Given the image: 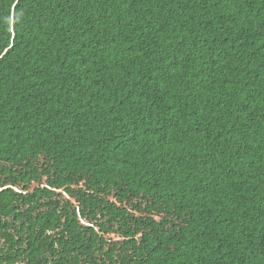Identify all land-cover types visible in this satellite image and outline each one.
<instances>
[{
	"label": "trees",
	"instance_id": "1",
	"mask_svg": "<svg viewBox=\"0 0 264 264\" xmlns=\"http://www.w3.org/2000/svg\"><path fill=\"white\" fill-rule=\"evenodd\" d=\"M0 24V264H45L56 227L95 258L56 191L80 177L93 214L121 187L169 208L122 264H264V0H0Z\"/></svg>",
	"mask_w": 264,
	"mask_h": 264
},
{
	"label": "snow or ice",
	"instance_id": "2",
	"mask_svg": "<svg viewBox=\"0 0 264 264\" xmlns=\"http://www.w3.org/2000/svg\"><path fill=\"white\" fill-rule=\"evenodd\" d=\"M19 3V0H17ZM6 29L0 24V39L5 37ZM15 50L14 43H5L0 48V61L6 58ZM43 164V161H41ZM11 177L0 172V194L6 190L11 191L13 186L8 181ZM80 185L78 187L57 188L56 191L63 197L65 204L71 205V212L69 215L74 217L73 222L78 225L82 233H87L89 236L95 237L98 241L96 245L97 255L93 258L91 255L85 256L81 251L79 255L73 251L69 256L63 251L64 247L69 243L68 236L65 235L63 228L56 227L55 232L45 233L46 241H54L51 245L54 252L50 251L45 261V264H104L106 257L112 256L113 259L108 264H122L118 253L133 242V236L136 237L135 242L142 244L145 238V233L140 229L156 225L163 228L166 224L170 226L175 223L172 216L169 215V208L167 206L157 205L156 201L149 196H136L134 193L130 194L127 201L120 202L119 196L121 192L127 191L126 188H118L115 192H110L108 195L100 194L103 201H107L104 205V210H98L95 214L91 210H85L81 205L77 192H83L88 188L87 180L80 177ZM52 180L45 178L43 187L47 188ZM25 185L20 184L15 188L16 192H20ZM111 205L122 215L113 218L108 214V207ZM43 215V213H41ZM7 224L16 225L10 220H0V228L7 226ZM67 225V220L64 221ZM20 225L19 227H22ZM178 226V224L176 225ZM40 231L43 229L37 225ZM63 237L61 240L60 238ZM19 241V237H17ZM7 240L0 238V248L7 244ZM91 243V241H89ZM28 245L25 244V250ZM115 254V255H114ZM3 254L0 253V259Z\"/></svg>",
	"mask_w": 264,
	"mask_h": 264
}]
</instances>
